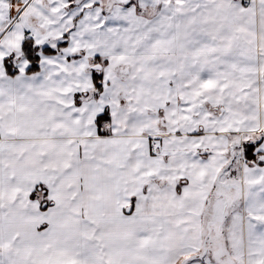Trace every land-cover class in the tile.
Returning <instances> with one entry per match:
<instances>
[{"label": "snow or ice", "instance_id": "6c2138e0", "mask_svg": "<svg viewBox=\"0 0 264 264\" xmlns=\"http://www.w3.org/2000/svg\"><path fill=\"white\" fill-rule=\"evenodd\" d=\"M0 264H264V0H0Z\"/></svg>", "mask_w": 264, "mask_h": 264}]
</instances>
